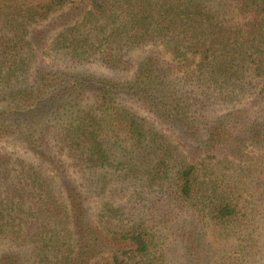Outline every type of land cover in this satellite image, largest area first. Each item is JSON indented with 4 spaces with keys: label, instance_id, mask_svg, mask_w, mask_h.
Here are the masks:
<instances>
[{
    "label": "trees",
    "instance_id": "obj_1",
    "mask_svg": "<svg viewBox=\"0 0 264 264\" xmlns=\"http://www.w3.org/2000/svg\"><path fill=\"white\" fill-rule=\"evenodd\" d=\"M48 43L63 71L33 70ZM5 139L36 162L0 151V264H170L176 233L186 264H264V0H0ZM117 157L159 219L90 221L66 167L101 180Z\"/></svg>",
    "mask_w": 264,
    "mask_h": 264
},
{
    "label": "rangeland",
    "instance_id": "obj_2",
    "mask_svg": "<svg viewBox=\"0 0 264 264\" xmlns=\"http://www.w3.org/2000/svg\"><path fill=\"white\" fill-rule=\"evenodd\" d=\"M52 36H55V33H53ZM50 49L51 45L48 43L38 51L36 60L34 62V71L44 67L53 68L57 71H63V66L58 61L54 60V55L50 53ZM146 54L147 50L135 55V65L139 60L143 59ZM135 69L136 66L129 73H114L99 65H89L83 69L82 73L127 81L133 78ZM219 113L223 114L224 109ZM141 114L147 116L150 119V122L156 124L152 116L146 115L147 113H144L143 111ZM163 132L173 139L174 145H178L180 150L184 149L175 131L169 128H164ZM0 151L8 152L16 157H23L27 160L36 162V158L30 152H28V149L15 139L0 140ZM118 157L114 161L113 167L108 171V175L106 171L102 172L103 174L106 173V177L102 178L101 180L98 178V176H100L98 175L99 173L87 177L72 167H66L68 172L67 174H70V176H72L78 181V183L81 184V190L86 199L90 221H94L95 223L96 221H103L101 220L100 216L104 215L107 211L106 209L110 207H114L115 209L121 207L123 210V221L126 223L129 221L146 220L152 217L159 219V216L164 212V206L161 203L160 194L156 189L154 191H150L149 189L143 187L134 177H128L125 174L127 169L125 167L119 166L120 163L118 161ZM47 169L48 175L55 177L56 172H53V169L49 166H47ZM58 178L59 177H57L56 180H58ZM88 178L90 179L87 180ZM144 190H147L148 192L140 195L139 193H142ZM176 234L171 236V244L168 253L169 263L186 264L193 259L192 255L190 254V250L185 248V246L189 248L190 244L183 242L182 238L179 236L180 234ZM214 240L216 241V238L208 240L209 243L207 246H205L207 249L203 247L204 245L202 242H200V244L198 242H194V250L197 251L196 253H204L205 255L206 251H209L208 249L211 246L218 245L214 242Z\"/></svg>",
    "mask_w": 264,
    "mask_h": 264
}]
</instances>
